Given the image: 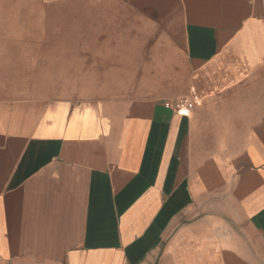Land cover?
<instances>
[{"label": "crops", "instance_id": "crops-1", "mask_svg": "<svg viewBox=\"0 0 264 264\" xmlns=\"http://www.w3.org/2000/svg\"><path fill=\"white\" fill-rule=\"evenodd\" d=\"M0 264H264V0H0Z\"/></svg>", "mask_w": 264, "mask_h": 264}, {"label": "built area", "instance_id": "built-area-1", "mask_svg": "<svg viewBox=\"0 0 264 264\" xmlns=\"http://www.w3.org/2000/svg\"><path fill=\"white\" fill-rule=\"evenodd\" d=\"M193 105L194 101L186 97L177 98L173 102V108L183 114H187Z\"/></svg>", "mask_w": 264, "mask_h": 264}, {"label": "rangeland", "instance_id": "rangeland-1", "mask_svg": "<svg viewBox=\"0 0 264 264\" xmlns=\"http://www.w3.org/2000/svg\"><path fill=\"white\" fill-rule=\"evenodd\" d=\"M36 87H38V88H40V89H44V86H36Z\"/></svg>", "mask_w": 264, "mask_h": 264}]
</instances>
